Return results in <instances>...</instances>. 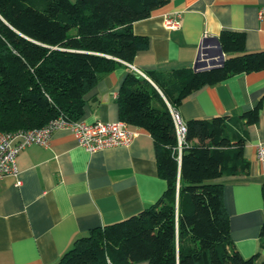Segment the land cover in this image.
I'll return each mask as SVG.
<instances>
[{
  "label": "trees",
  "instance_id": "16d2710c",
  "mask_svg": "<svg viewBox=\"0 0 264 264\" xmlns=\"http://www.w3.org/2000/svg\"><path fill=\"white\" fill-rule=\"evenodd\" d=\"M169 0H0V131L40 129L57 117L81 120L84 97L120 61L131 64L149 40L132 24ZM243 33L222 31L224 61L207 71L193 68L135 72L123 80L119 117L150 133L158 176L166 183L152 206L115 224L95 228L55 264H254L230 238L223 177L248 169L245 128L260 107L235 116L185 121L180 160L171 110L205 86L264 72V50L248 52ZM264 249V222L260 228Z\"/></svg>",
  "mask_w": 264,
  "mask_h": 264
},
{
  "label": "crops",
  "instance_id": "0c3cea01",
  "mask_svg": "<svg viewBox=\"0 0 264 264\" xmlns=\"http://www.w3.org/2000/svg\"><path fill=\"white\" fill-rule=\"evenodd\" d=\"M166 16H178L177 30L166 28ZM132 31L147 37L149 48L99 77L84 97L82 121H120L118 97L129 73L193 68L203 41L218 39L222 31L243 33L246 51L261 52L264 0H169L134 22ZM207 44L216 57L214 43ZM257 105L258 123L245 128L248 169L217 182L224 187L232 244L244 259L259 253L254 264H264V163L256 159L257 146H264V72L202 87L184 97L176 112L185 123L237 117ZM128 126L134 134L128 146L89 153L71 132L60 130L47 146L31 145L18 155V176L0 180V264H55L78 237L137 215L161 198L166 183L158 176L156 145L146 130Z\"/></svg>",
  "mask_w": 264,
  "mask_h": 264
},
{
  "label": "built area",
  "instance_id": "2783aa9c",
  "mask_svg": "<svg viewBox=\"0 0 264 264\" xmlns=\"http://www.w3.org/2000/svg\"><path fill=\"white\" fill-rule=\"evenodd\" d=\"M165 18L166 28L170 30L179 28L178 16H166ZM208 48V46L201 47L198 55L199 62L206 61L205 58L210 56L209 53L203 52V50ZM218 59V57L215 58V60ZM135 73L149 81L146 75L136 71ZM171 117L176 132L177 156L178 160H180L182 147L185 145L186 129L176 111L171 110ZM60 130L71 132L75 136L78 145L85 148L89 153L128 146L134 139V134L129 130V126L125 121L88 124L82 120L69 121L62 116L52 119L40 129L18 132L0 131V180L6 177L16 178L18 176L16 166L18 155L31 145L47 146L51 136ZM256 159L264 163V146H257ZM19 184L17 182L16 186H19Z\"/></svg>",
  "mask_w": 264,
  "mask_h": 264
},
{
  "label": "water",
  "instance_id": "95a60500",
  "mask_svg": "<svg viewBox=\"0 0 264 264\" xmlns=\"http://www.w3.org/2000/svg\"><path fill=\"white\" fill-rule=\"evenodd\" d=\"M209 42H213L214 43V47L216 48V51L215 53L217 54L216 57H218L219 59L218 60H214L213 58H216L215 56L211 57L210 56H207L205 58L206 61H203V62H199V57H197V60L196 62L194 63L193 65V70L194 71H207V70H210L212 68H215L217 66H220L223 61H224V54L220 48V45H219V42H218V39L217 38H206L204 41H203V44H202V47H207ZM204 53H209L208 50H203Z\"/></svg>",
  "mask_w": 264,
  "mask_h": 264
},
{
  "label": "rangeland",
  "instance_id": "374dc122",
  "mask_svg": "<svg viewBox=\"0 0 264 264\" xmlns=\"http://www.w3.org/2000/svg\"><path fill=\"white\" fill-rule=\"evenodd\" d=\"M72 1V0H71Z\"/></svg>",
  "mask_w": 264,
  "mask_h": 264
}]
</instances>
